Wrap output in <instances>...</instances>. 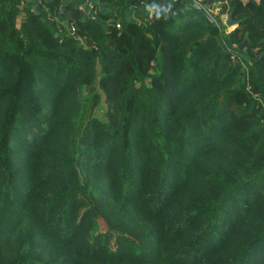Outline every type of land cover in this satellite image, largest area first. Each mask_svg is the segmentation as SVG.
<instances>
[{
	"label": "trees",
	"instance_id": "1",
	"mask_svg": "<svg viewBox=\"0 0 264 264\" xmlns=\"http://www.w3.org/2000/svg\"><path fill=\"white\" fill-rule=\"evenodd\" d=\"M12 1L0 264H264V0H220L238 21L229 50L188 0H134L162 17L123 29L67 0L21 28Z\"/></svg>",
	"mask_w": 264,
	"mask_h": 264
},
{
	"label": "crops",
	"instance_id": "2",
	"mask_svg": "<svg viewBox=\"0 0 264 264\" xmlns=\"http://www.w3.org/2000/svg\"><path fill=\"white\" fill-rule=\"evenodd\" d=\"M20 12L17 16V24L24 27L29 13L35 10L32 0H20ZM50 0H37L38 4ZM76 1L83 11V19H92L96 23L102 24L104 27L115 26L116 22H120L123 27L129 22H139L149 28V19L143 17L147 12L145 5H138L134 0H67V2ZM2 3H13L12 0H0ZM189 4H193V0H188ZM214 6L218 7L217 4ZM66 19L68 15L65 12ZM109 16V17H107ZM237 24L230 26L229 32H233ZM226 49V48H225Z\"/></svg>",
	"mask_w": 264,
	"mask_h": 264
},
{
	"label": "rangeland",
	"instance_id": "3",
	"mask_svg": "<svg viewBox=\"0 0 264 264\" xmlns=\"http://www.w3.org/2000/svg\"><path fill=\"white\" fill-rule=\"evenodd\" d=\"M244 2H246L247 0H243ZM215 4L218 5V7L214 6ZM225 3H223L222 1L220 0H215V2L212 4L213 6V9L215 10V14L213 15H210L212 16L215 20H216V23H213L215 24L217 30L219 31V38H220V42L222 44V47L226 48V49H229L228 46H226V43H225V36H229L231 34V32H229V27L227 25V20H228V10L226 12H224L222 9H223V6H224ZM208 16V14H206ZM234 25V24H233ZM232 27V26H231ZM236 28V26H235ZM240 46V45H239ZM238 47H235V45L233 44L230 49H233L234 52H236L238 49L240 50V48ZM90 92H98L100 91V89L98 87H91ZM86 93V92H85ZM263 100V103H264V99ZM102 103H104V100H102ZM105 106H102L100 109L97 110V114L98 115H103L105 112ZM99 228L101 231H105L106 230V224L104 223V221L102 219L99 220Z\"/></svg>",
	"mask_w": 264,
	"mask_h": 264
},
{
	"label": "water",
	"instance_id": "4",
	"mask_svg": "<svg viewBox=\"0 0 264 264\" xmlns=\"http://www.w3.org/2000/svg\"><path fill=\"white\" fill-rule=\"evenodd\" d=\"M32 1H33L34 5H35V11L38 12V11L40 10V4L37 3V0H32ZM214 2H215V0H208V1L206 2V6H212V4H213ZM194 7L197 8V9H199V10H201V11H203V12H204V10H205V8H204L202 5H199V4H194ZM59 17H60V19L62 20L64 26H69V22H68V20L66 19L64 9H60V11H59ZM207 18H208V20H209L210 22H212V23H216V20H215L212 16L208 15ZM226 23H227L228 26H232L233 24H234V25H235V24L238 25V21L235 20V19H233V17H232V13H229V14H228V20H227ZM58 35H59V34L56 33V37H58ZM247 44H248V41L245 40L243 43L240 44L239 48H240V49H243Z\"/></svg>",
	"mask_w": 264,
	"mask_h": 264
},
{
	"label": "clouds",
	"instance_id": "5",
	"mask_svg": "<svg viewBox=\"0 0 264 264\" xmlns=\"http://www.w3.org/2000/svg\"><path fill=\"white\" fill-rule=\"evenodd\" d=\"M145 11L148 14H155L156 19H160L162 17V6L152 3V4H146L145 5ZM171 12V6H168V10L163 13V16L166 18L168 14Z\"/></svg>",
	"mask_w": 264,
	"mask_h": 264
},
{
	"label": "built area",
	"instance_id": "6",
	"mask_svg": "<svg viewBox=\"0 0 264 264\" xmlns=\"http://www.w3.org/2000/svg\"><path fill=\"white\" fill-rule=\"evenodd\" d=\"M206 2H207L206 0H193V4H199L205 8V10H204L205 14H208V15L215 14V10L213 9V6H206ZM32 11H34V10L32 9ZM61 23L63 24L62 20H61ZM115 26L117 29H123V26L120 22H116ZM72 31H74V28ZM234 45H235V47H238L237 44H234ZM227 50H229V49H227ZM233 58H235V56H233Z\"/></svg>",
	"mask_w": 264,
	"mask_h": 264
}]
</instances>
